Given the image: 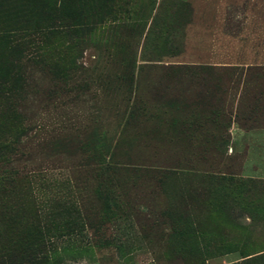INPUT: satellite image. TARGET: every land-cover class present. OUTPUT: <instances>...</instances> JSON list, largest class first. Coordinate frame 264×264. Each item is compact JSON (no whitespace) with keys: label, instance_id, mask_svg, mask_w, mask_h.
Returning <instances> with one entry per match:
<instances>
[{"label":"rangeland","instance_id":"1","mask_svg":"<svg viewBox=\"0 0 264 264\" xmlns=\"http://www.w3.org/2000/svg\"><path fill=\"white\" fill-rule=\"evenodd\" d=\"M25 253L264 264V0H0V264Z\"/></svg>","mask_w":264,"mask_h":264},{"label":"trees","instance_id":"2","mask_svg":"<svg viewBox=\"0 0 264 264\" xmlns=\"http://www.w3.org/2000/svg\"><path fill=\"white\" fill-rule=\"evenodd\" d=\"M3 149H6L7 146H2ZM18 264H48V260L45 258H39V257H30L28 254L25 253L24 257H20L18 259ZM245 264H252V262H248Z\"/></svg>","mask_w":264,"mask_h":264}]
</instances>
